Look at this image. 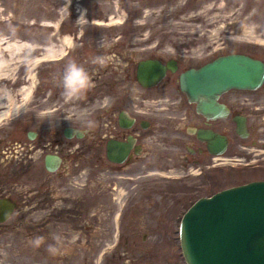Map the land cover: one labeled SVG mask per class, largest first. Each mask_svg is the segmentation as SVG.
Segmentation results:
<instances>
[{
  "label": "rangeland",
  "instance_id": "rangeland-1",
  "mask_svg": "<svg viewBox=\"0 0 264 264\" xmlns=\"http://www.w3.org/2000/svg\"><path fill=\"white\" fill-rule=\"evenodd\" d=\"M190 2L201 4L206 12L198 15L204 13L206 17L205 22L195 21L187 29L196 28L198 34L211 38L207 43L193 44L192 48L205 46L212 54L238 51L264 59V0ZM68 11V0H0V37L32 47L19 56L11 71L23 82L9 78L4 81L20 105L16 112L0 121V195L16 204L11 216L0 222V264H185L177 235L181 213L198 196L263 177L264 166L258 160L246 163V159L263 154L258 140L250 143L233 133V160L226 163L223 159L226 155H222L218 161L223 162L218 164L215 178L202 176L199 180L189 173L180 181L176 175L166 176L157 171L139 174L137 187L129 190L127 178L121 176L128 173L115 171L104 180L97 174L91 189L103 187L102 184L109 188L104 182L113 188L104 194V208L96 215L83 216V210L72 206L77 202L81 205L80 171L74 177L75 183H67L65 188L51 185L35 194V187L26 184L20 174L19 143L24 131L35 130L37 125L60 127L71 122L75 127H86L87 122L78 121L73 112L87 109L95 116L107 105L102 102L116 93L115 87L124 79L129 84L131 78L103 70V63L99 65L92 58L95 51L91 49L92 66L85 71L93 86L80 99L72 100L62 89L57 90L54 57L62 59L64 52L81 48L80 44L62 42L68 34ZM55 20L59 21L61 34H65L58 39L54 38ZM44 53L49 56L43 57ZM119 67L122 66L110 68L117 71ZM29 86L28 97L21 102L19 89ZM256 91L259 99L256 103L264 105V84ZM234 93V111H241L242 103L237 96L241 98L244 91L235 89ZM44 199L50 202L47 207H37L36 203ZM120 206L124 208L123 216L117 214ZM164 248L167 253L163 255ZM158 253L163 255L162 259H158Z\"/></svg>",
  "mask_w": 264,
  "mask_h": 264
},
{
  "label": "flooded vegetation",
  "instance_id": "flooded-vegetation-1",
  "mask_svg": "<svg viewBox=\"0 0 264 264\" xmlns=\"http://www.w3.org/2000/svg\"><path fill=\"white\" fill-rule=\"evenodd\" d=\"M190 1L68 0L66 36L70 44H80L81 48L79 51L64 52L62 59L54 57L53 76L57 90H63L60 85L67 63L75 61L84 69L92 66L89 63L91 49L95 51L92 58L97 59L99 65L103 63V70L131 78L129 84L124 79L115 87L116 93L102 102L107 105L95 116H89L86 127L78 128L71 122L60 127L37 125L35 130L24 131L19 143L20 174L26 184L35 187V194L51 185L65 188L67 183H75L74 177L80 171L81 205L77 202L72 206L78 211L83 210L82 215L87 216L99 212L105 205L104 194L113 188V185L104 182L109 188L102 184L103 187L91 189L97 174L100 180H104L115 171L128 173L121 176L127 178L129 190L132 186L137 187L139 174L157 171L166 176L176 175L175 178H180V181L185 180V174L189 173H194L199 180L202 176L215 178L216 168L223 162L218 161L223 158L222 155H226L223 158L226 163L233 160L235 115L243 118V139H248L250 143L258 140L259 151L263 152L257 158L246 159L245 156L246 163L258 160L264 166V105L256 103L259 101L256 90L263 86L264 79L256 88L236 89L244 91L241 98L237 96L242 103L241 111H234L233 108L234 88L217 94L216 102L225 108L222 114L200 112L196 109V102L189 100L179 87L180 72L222 54H212L205 46H198L197 50L192 48L193 44L207 43L211 38L198 34L196 28L187 29L195 21L199 24L205 22L206 17L204 13L198 15V12H206L201 4ZM53 27L55 39L65 35L61 34L58 20ZM203 27L209 28L205 24ZM143 59H156L164 65V73L155 84L143 86L136 79L137 63ZM261 60L264 62V59ZM116 66L122 67L117 71L110 68ZM58 91L55 92L56 97ZM199 129L224 135L223 152H210L206 140L196 135ZM109 142L126 149L120 160L108 158ZM120 148L116 157L121 154ZM47 155L56 160L52 170L45 167ZM252 179H264V176ZM49 203L46 199L39 200L36 206L43 208ZM123 210L120 206L117 214L123 216ZM78 211L76 214L79 216ZM163 250L164 255L167 250ZM162 254H157L158 259H162Z\"/></svg>",
  "mask_w": 264,
  "mask_h": 264
},
{
  "label": "water",
  "instance_id": "water-1",
  "mask_svg": "<svg viewBox=\"0 0 264 264\" xmlns=\"http://www.w3.org/2000/svg\"><path fill=\"white\" fill-rule=\"evenodd\" d=\"M164 73L156 59L137 63L136 79L143 86L155 84ZM264 79V62L244 52H227L214 56L197 67L178 75V84L196 109L204 114H222L223 104L215 98L229 89H253ZM234 131L245 135L242 116H234ZM66 132V131H65ZM78 134L80 132H77ZM206 140L207 149L222 153L225 136L197 130ZM117 143L107 144V156L120 160L126 149ZM120 156L116 157L117 150ZM55 158L45 156V167L52 170ZM15 203L0 196V222L9 218ZM178 244L185 264H264V179H252L218 189L193 200L180 215Z\"/></svg>",
  "mask_w": 264,
  "mask_h": 264
},
{
  "label": "bare ground",
  "instance_id": "bare-ground-1",
  "mask_svg": "<svg viewBox=\"0 0 264 264\" xmlns=\"http://www.w3.org/2000/svg\"><path fill=\"white\" fill-rule=\"evenodd\" d=\"M68 40L67 37H64L62 42L66 44ZM31 48L32 47L26 46L21 41L0 37V121L16 112L20 105L15 99L16 95L12 94L10 90L4 86V81L9 78L13 80V82H23L24 79L16 78V74L11 75V71L15 69L16 61H19L21 58L19 56L24 55V53L26 51L28 52ZM47 56H49L47 53L43 54V57ZM29 88L30 86L19 89L21 102L28 97Z\"/></svg>",
  "mask_w": 264,
  "mask_h": 264
},
{
  "label": "clouds",
  "instance_id": "clouds-1",
  "mask_svg": "<svg viewBox=\"0 0 264 264\" xmlns=\"http://www.w3.org/2000/svg\"><path fill=\"white\" fill-rule=\"evenodd\" d=\"M80 18L81 17H79L77 20H79ZM60 86L63 88V94L69 100H72L80 99L83 93L93 85L85 69L82 66L78 65L75 61H71L67 63L63 70ZM73 116H75L78 121L88 122L90 113L87 109H84L74 111ZM71 118L72 117H69L68 119Z\"/></svg>",
  "mask_w": 264,
  "mask_h": 264
}]
</instances>
